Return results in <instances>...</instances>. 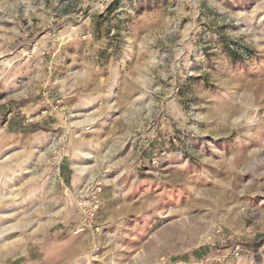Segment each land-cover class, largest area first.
Listing matches in <instances>:
<instances>
[{"label": "rangeland", "instance_id": "1", "mask_svg": "<svg viewBox=\"0 0 264 264\" xmlns=\"http://www.w3.org/2000/svg\"><path fill=\"white\" fill-rule=\"evenodd\" d=\"M0 264H264V0H0Z\"/></svg>", "mask_w": 264, "mask_h": 264}]
</instances>
